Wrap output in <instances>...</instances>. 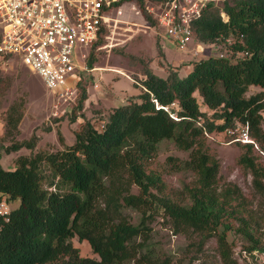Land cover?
Returning a JSON list of instances; mask_svg holds the SVG:
<instances>
[{"label": "trees", "instance_id": "trees-1", "mask_svg": "<svg viewBox=\"0 0 264 264\" xmlns=\"http://www.w3.org/2000/svg\"><path fill=\"white\" fill-rule=\"evenodd\" d=\"M134 2L158 26L142 0ZM191 29L195 41L222 44L226 55L206 50L189 61L184 76L173 65L165 77L144 67L137 100L114 105L98 126L85 119L73 143L58 151L19 155L12 169L0 165V200L11 208L7 220L0 216V264H173L149 240L154 215L167 219L174 233L201 235L200 246L214 236L221 264H239L229 234L245 252L264 253V216L254 213L236 183L222 180L209 144L213 133L239 147L236 162L264 205V157L254 152L257 145L264 153V0L208 4ZM103 35L89 48L88 68ZM9 57L0 56V64ZM4 84L0 71V94ZM253 85L258 89L247 95ZM20 115H8L12 128ZM236 123L247 124L253 142L224 134ZM37 140L32 134L4 151L32 150ZM162 141L187 156L167 155L162 166H152ZM177 172H190L192 181L168 188L165 175ZM129 209L139 213L137 221ZM74 236L97 256L81 255Z\"/></svg>", "mask_w": 264, "mask_h": 264}, {"label": "rangeland", "instance_id": "rangeland-1", "mask_svg": "<svg viewBox=\"0 0 264 264\" xmlns=\"http://www.w3.org/2000/svg\"><path fill=\"white\" fill-rule=\"evenodd\" d=\"M128 4L124 3L121 15L112 13L116 21L109 20V25L102 31L103 39L94 48L97 59L93 67L80 71V84H74L69 94L60 95L48 90L38 75L16 57L1 62V76L4 85L7 84L0 94V165L4 169L14 168L15 158L19 155L33 154L38 150L55 152L62 149L65 144L73 143L74 131L85 119L98 126L101 118L114 105L129 99L137 100L141 93L144 67H150L160 77L166 76V67L169 65L177 67L179 76L188 72L189 61L194 58L192 44L185 50L179 49L166 37L163 27L149 25L143 19L141 9L138 7V10H133ZM73 83L70 82L71 85ZM257 89V86H250L246 94ZM17 112L21 114L20 120L16 128H12L7 118L9 114L16 115ZM32 134L38 136L32 150L22 147L9 153L4 151L5 146L29 139ZM226 139L222 134L209 135V144L220 162L222 180L236 183L254 208V213L264 216L263 201L253 192L251 176L236 162L239 147L228 143ZM254 152L264 157V153L256 147ZM167 155L185 158L187 151L177 149L170 141H162L151 165L162 166ZM164 178L168 188L177 189L183 182H191L193 176L190 172H177ZM128 211L131 220L137 221L139 213L132 209ZM149 227L150 242L170 254L173 264H221L214 236L204 240L200 246L201 235L190 231L174 233L162 215H154ZM228 240L239 264L264 262V253L245 252L241 249L240 238L234 234H229ZM72 242L79 248L81 255L97 256L87 241H80L74 236Z\"/></svg>", "mask_w": 264, "mask_h": 264}, {"label": "built area", "instance_id": "built-area-1", "mask_svg": "<svg viewBox=\"0 0 264 264\" xmlns=\"http://www.w3.org/2000/svg\"><path fill=\"white\" fill-rule=\"evenodd\" d=\"M222 1L142 0V6L179 49L185 50L192 44L194 57L205 54V50L224 56L222 44L204 46L193 39L191 29L193 20L206 5ZM125 2L138 10L134 0H0V56L18 58L48 90L69 94L79 72L90 69L86 58L91 44L109 20L116 21L112 13H123ZM224 134L232 140L253 142L247 124L236 123ZM10 210V205L0 200V216L4 220Z\"/></svg>", "mask_w": 264, "mask_h": 264}]
</instances>
